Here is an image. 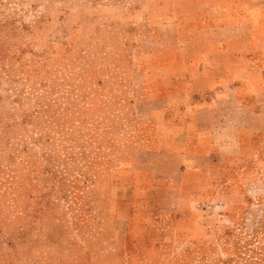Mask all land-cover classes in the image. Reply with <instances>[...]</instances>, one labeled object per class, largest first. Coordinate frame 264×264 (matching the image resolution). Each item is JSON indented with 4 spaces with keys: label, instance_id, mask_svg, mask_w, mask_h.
<instances>
[{
    "label": "rangeland",
    "instance_id": "obj_1",
    "mask_svg": "<svg viewBox=\"0 0 264 264\" xmlns=\"http://www.w3.org/2000/svg\"><path fill=\"white\" fill-rule=\"evenodd\" d=\"M217 48L264 80V0H0V264H264V96L201 188L153 159Z\"/></svg>",
    "mask_w": 264,
    "mask_h": 264
},
{
    "label": "crops",
    "instance_id": "obj_2",
    "mask_svg": "<svg viewBox=\"0 0 264 264\" xmlns=\"http://www.w3.org/2000/svg\"><path fill=\"white\" fill-rule=\"evenodd\" d=\"M218 46L223 47L222 44ZM216 50L218 54L211 52L196 66L200 75L191 81L192 85H197L194 101L170 107L174 119L169 120V124L173 133L158 139V154L153 157L159 158L155 164L159 173L165 178L176 179L180 189L201 188L204 182L199 179L210 178L212 172L219 170L221 152L233 138L237 150L250 147L253 132L244 123L233 121V117H243L247 113L257 116L259 113L245 103V99L264 96L262 78L255 75V79L233 77L232 62L226 66L221 51ZM178 113L184 116L182 122L176 119ZM163 164L165 169H162Z\"/></svg>",
    "mask_w": 264,
    "mask_h": 264
}]
</instances>
